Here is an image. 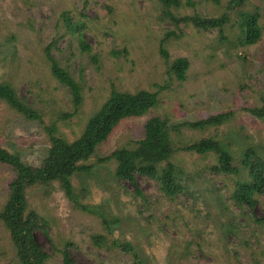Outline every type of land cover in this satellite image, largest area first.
Returning <instances> with one entry per match:
<instances>
[{"label": "rangeland", "instance_id": "rangeland-1", "mask_svg": "<svg viewBox=\"0 0 264 264\" xmlns=\"http://www.w3.org/2000/svg\"><path fill=\"white\" fill-rule=\"evenodd\" d=\"M192 1L193 7L183 6L179 12L218 16L228 0H221L222 6ZM160 6L156 0H0V82L11 84L43 120H27L0 101V147L32 167L39 166L50 146L45 125L55 122L62 136L69 142L75 140L115 88L157 92L159 101L144 115L121 120L89 162L116 148L134 147L150 116L176 123L219 111L233 112L232 119L204 130L172 131L173 148L212 136L222 140L238 167L247 146L264 155V119L245 110L260 106L264 99V0H249L246 6L260 13L261 37L253 45L234 46L236 14L224 29L227 40L223 43L217 30L182 24V35L171 38L167 49L170 60L188 59L183 81L169 78L158 52L163 35L177 32L162 18ZM62 12L69 14L72 23L80 22V37L68 30ZM80 38L89 50L81 47ZM47 48L80 85L82 103L75 112L69 90L50 71ZM64 113L72 116L57 119ZM170 161L183 171L178 176L183 190L174 200L141 175H136V182L144 197L135 195L130 182L114 177L113 160L72 176L78 200L91 205L96 211L93 215L73 207L57 182L29 187V209L36 211L48 232L37 228L34 239L48 251L52 244L59 250L72 242L75 264H133L131 254L91 242L92 235L105 232V217L117 220L112 237L131 242L141 264H264V220L256 221L264 219V196H259L252 210L231 199L236 179H248L247 171L216 174L210 169L216 162L213 154L178 150ZM13 176L10 167L0 164V208ZM47 262L61 264L59 251ZM0 264H18L10 235L1 223Z\"/></svg>", "mask_w": 264, "mask_h": 264}, {"label": "trees", "instance_id": "trees-1", "mask_svg": "<svg viewBox=\"0 0 264 264\" xmlns=\"http://www.w3.org/2000/svg\"><path fill=\"white\" fill-rule=\"evenodd\" d=\"M156 1L161 5L162 18L168 19L177 30V32L167 31L159 40L158 45L159 55L167 64V73L170 79L185 80L189 66L186 57L170 60L167 49V43L171 38H178L182 35L180 27L182 24L203 31L217 30L219 42L223 43L227 40L224 29L231 22V16L236 14L235 25L238 27V33L234 46L237 49L253 45L261 37L260 13L257 9L253 11L246 9L249 0H228L222 13L212 17L202 16L196 12L181 14L179 11L183 6L193 7L195 5L192 0ZM207 1L222 6L221 0ZM61 17L68 30L77 33L80 37L78 31L80 22L72 23L67 12H62ZM229 43L231 44V41ZM80 45L84 50L90 49L81 38ZM46 55L52 75L69 90L75 112L82 103L80 85L67 69L49 54L48 48ZM241 57L243 60L246 58L245 55H241ZM0 101L25 119L38 120L43 123L40 113L19 96L11 84L0 82ZM158 101L157 92L140 90L131 93L114 88L100 108L87 119L80 136L75 140L69 142L62 136L55 122L45 125L50 146L42 163L36 167L24 162L18 154L0 147V164L10 167L14 171V176L6 187V201L0 208V223L10 235L18 264H48V259L57 251L61 255V264H75L70 252V249L75 248L72 242H66L59 250L52 244L50 245L53 248L52 251H48L34 239L33 233L37 228H42L46 235L48 232L43 228V224L39 223L36 211L29 209L27 189L57 182L73 207L92 215L96 214L91 205L78 200L79 191L73 186L71 178L76 174L88 173L96 166L106 164L111 160L116 162L114 177L117 180L130 182L135 195L144 197L136 182V175H141L155 181L159 190L169 200H174L176 195L183 190L178 183V176L183 174V171L170 161L173 151L194 152L200 156L213 154L216 157V162L211 164L210 169L214 173L237 175L240 169L247 171L248 179H236L231 199L237 206L246 207L249 210L255 207L259 202V196H264V155L257 152L252 146H247L242 150L239 161L241 167H238L233 162L234 158L231 152L219 138L204 137L182 146H175V148L171 144L170 133L172 131L179 132L182 128L204 130L211 126L222 125L232 119L233 112L231 111H219L205 118L193 121L183 120L176 123L170 122L167 117L150 116L144 122L143 137L135 143L134 147H119L109 154L96 157L91 160L92 162H89L97 147L107 139L121 120L144 115L149 109L156 106ZM245 110L254 117L264 119V99L260 106L246 107ZM71 116L72 114L69 113L58 114L57 119H68ZM263 220V218L256 219V221ZM116 222V219L109 220L102 217V226L105 232L92 235L91 242L101 248H118L133 256V264H141V258L131 242L112 237V225Z\"/></svg>", "mask_w": 264, "mask_h": 264}]
</instances>
